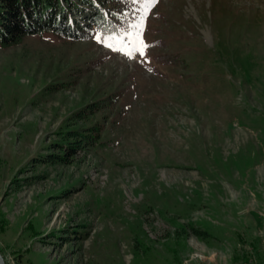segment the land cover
<instances>
[{
  "label": "rangeland",
  "instance_id": "374dc122",
  "mask_svg": "<svg viewBox=\"0 0 264 264\" xmlns=\"http://www.w3.org/2000/svg\"><path fill=\"white\" fill-rule=\"evenodd\" d=\"M132 12L122 37L0 46L3 264H264V0Z\"/></svg>",
  "mask_w": 264,
  "mask_h": 264
},
{
  "label": "trees",
  "instance_id": "16d2710c",
  "mask_svg": "<svg viewBox=\"0 0 264 264\" xmlns=\"http://www.w3.org/2000/svg\"><path fill=\"white\" fill-rule=\"evenodd\" d=\"M139 0H0V46L18 43L25 35H40L52 32L69 39H87L92 30L102 41L114 33L123 34L134 21L131 11ZM76 13L77 17L73 15ZM99 37V38H98ZM165 60H175L172 54L164 55ZM68 116L84 117L98 109L101 102H88ZM97 124L59 129L60 137L53 142L52 151L41 155L48 162H68L73 154L90 139L98 135ZM191 231L204 237L206 231L191 227Z\"/></svg>",
  "mask_w": 264,
  "mask_h": 264
},
{
  "label": "snow or ice",
  "instance_id": "6c2138e0",
  "mask_svg": "<svg viewBox=\"0 0 264 264\" xmlns=\"http://www.w3.org/2000/svg\"><path fill=\"white\" fill-rule=\"evenodd\" d=\"M147 2H149V3H155V0H147ZM99 38V37H98ZM148 47V45L147 44H144L143 43V41H142V39H141V54H144L143 53V49H145V48H147Z\"/></svg>",
  "mask_w": 264,
  "mask_h": 264
},
{
  "label": "water",
  "instance_id": "95a60500",
  "mask_svg": "<svg viewBox=\"0 0 264 264\" xmlns=\"http://www.w3.org/2000/svg\"><path fill=\"white\" fill-rule=\"evenodd\" d=\"M0 264H3L2 255L0 254Z\"/></svg>",
  "mask_w": 264,
  "mask_h": 264
}]
</instances>
